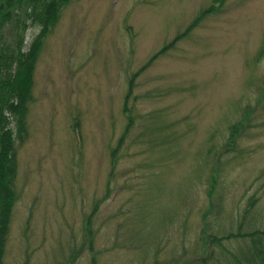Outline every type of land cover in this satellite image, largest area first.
<instances>
[{
	"label": "rangeland",
	"instance_id": "1",
	"mask_svg": "<svg viewBox=\"0 0 264 264\" xmlns=\"http://www.w3.org/2000/svg\"><path fill=\"white\" fill-rule=\"evenodd\" d=\"M32 95L3 264H227L244 240H200L213 166L224 233L251 195L264 225V0H70Z\"/></svg>",
	"mask_w": 264,
	"mask_h": 264
},
{
	"label": "trees",
	"instance_id": "2",
	"mask_svg": "<svg viewBox=\"0 0 264 264\" xmlns=\"http://www.w3.org/2000/svg\"><path fill=\"white\" fill-rule=\"evenodd\" d=\"M70 0H0V264L3 254L12 210L17 200L15 180L17 175L16 145L26 136V116L33 101V73L44 40L51 28L59 20L62 8ZM208 12L205 10L202 14ZM201 14V16H202ZM197 20V19H196ZM195 20V22H196ZM194 23L186 29V33ZM37 28L38 33L29 44L25 43L28 28ZM183 33V34H184ZM182 35V34H181ZM180 35V36H181ZM166 45L163 49L167 48ZM119 142H123L128 126ZM242 126L240 123L230 128L224 150L230 151L237 142ZM211 151H208V153ZM116 150L113 151L115 156ZM113 156V157H114ZM208 189V208L202 212L201 236L203 245L223 248V241L241 238L245 246L238 252L225 250L227 264H264V225L253 214L259 197L251 195L236 224V231L224 233L218 226L219 206L211 198L217 192L219 175L217 167H212ZM251 212V230L243 231V223ZM257 212V210H256ZM90 218L87 219V227ZM245 248V249H242ZM227 258V257H225ZM204 264L203 262H201ZM207 264V263H205ZM218 264H225L218 262Z\"/></svg>",
	"mask_w": 264,
	"mask_h": 264
}]
</instances>
